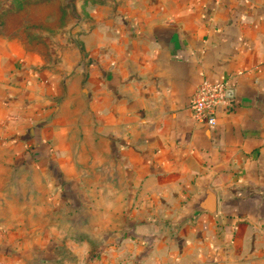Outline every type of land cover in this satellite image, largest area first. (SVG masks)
I'll return each instance as SVG.
<instances>
[{
    "label": "crops",
    "instance_id": "obj_1",
    "mask_svg": "<svg viewBox=\"0 0 264 264\" xmlns=\"http://www.w3.org/2000/svg\"><path fill=\"white\" fill-rule=\"evenodd\" d=\"M99 2L82 61L0 40V264H46L27 228L48 219L101 264H264V0ZM204 81L229 93L212 127L190 110ZM26 144L55 148V216L48 172L12 165Z\"/></svg>",
    "mask_w": 264,
    "mask_h": 264
},
{
    "label": "rangeland",
    "instance_id": "obj_2",
    "mask_svg": "<svg viewBox=\"0 0 264 264\" xmlns=\"http://www.w3.org/2000/svg\"><path fill=\"white\" fill-rule=\"evenodd\" d=\"M100 4L99 0H0V40L18 41L27 53L39 57L45 66L54 70L55 63L67 55L68 46L77 48L82 61L85 54L80 44L83 43L84 23L87 21L85 16L88 10ZM16 122L19 123L18 115L10 113L3 118L1 129L6 130L8 123L16 125ZM24 151L29 157L28 161L15 160L12 165L25 164L28 169L32 166L48 172L45 185L51 186L52 190L44 198L47 202L45 213L55 216L56 169L55 161L51 160L55 158V148L49 145L38 148L26 144ZM38 154L42 155L39 161L34 159V155ZM75 200L83 201V195L77 194ZM66 227L55 226V219H48L44 226L27 228L30 235H37L44 241L43 262L46 259V264H101L104 251L98 245H88L85 250L81 235L73 232L77 227H70L69 230ZM1 228L4 233H9V230ZM73 251L76 253L73 254Z\"/></svg>",
    "mask_w": 264,
    "mask_h": 264
},
{
    "label": "built area",
    "instance_id": "obj_3",
    "mask_svg": "<svg viewBox=\"0 0 264 264\" xmlns=\"http://www.w3.org/2000/svg\"><path fill=\"white\" fill-rule=\"evenodd\" d=\"M229 105V93L225 82H202L195 90L190 110L196 122L204 123L210 127L215 125V109L219 106Z\"/></svg>",
    "mask_w": 264,
    "mask_h": 264
}]
</instances>
